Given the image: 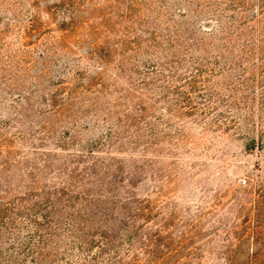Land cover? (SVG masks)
<instances>
[{
	"label": "rangeland",
	"instance_id": "374dc122",
	"mask_svg": "<svg viewBox=\"0 0 264 264\" xmlns=\"http://www.w3.org/2000/svg\"><path fill=\"white\" fill-rule=\"evenodd\" d=\"M264 0H0V264H264Z\"/></svg>",
	"mask_w": 264,
	"mask_h": 264
},
{
	"label": "trees",
	"instance_id": "16d2710c",
	"mask_svg": "<svg viewBox=\"0 0 264 264\" xmlns=\"http://www.w3.org/2000/svg\"><path fill=\"white\" fill-rule=\"evenodd\" d=\"M258 206L264 207V193L260 195V200H258Z\"/></svg>",
	"mask_w": 264,
	"mask_h": 264
}]
</instances>
